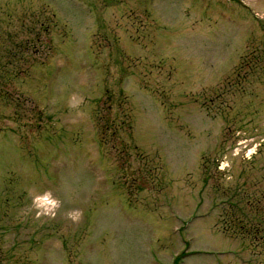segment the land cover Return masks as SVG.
I'll return each instance as SVG.
<instances>
[{
    "label": "rangeland",
    "instance_id": "obj_1",
    "mask_svg": "<svg viewBox=\"0 0 264 264\" xmlns=\"http://www.w3.org/2000/svg\"><path fill=\"white\" fill-rule=\"evenodd\" d=\"M264 264V0H0V264Z\"/></svg>",
    "mask_w": 264,
    "mask_h": 264
},
{
    "label": "trees",
    "instance_id": "obj_2",
    "mask_svg": "<svg viewBox=\"0 0 264 264\" xmlns=\"http://www.w3.org/2000/svg\"><path fill=\"white\" fill-rule=\"evenodd\" d=\"M180 256H182V255H178L177 257H176V259H175V264L177 263V261L179 260V258H180Z\"/></svg>",
    "mask_w": 264,
    "mask_h": 264
}]
</instances>
